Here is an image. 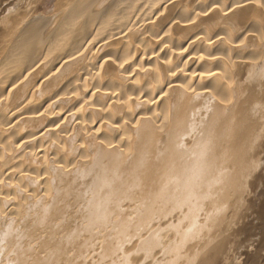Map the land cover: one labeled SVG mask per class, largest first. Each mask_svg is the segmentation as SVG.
I'll use <instances>...</instances> for the list:
<instances>
[{"label":"bare ground","instance_id":"bare-ground-1","mask_svg":"<svg viewBox=\"0 0 264 264\" xmlns=\"http://www.w3.org/2000/svg\"><path fill=\"white\" fill-rule=\"evenodd\" d=\"M43 1L2 21L0 264L206 260L255 165L264 46L237 21L264 36V5Z\"/></svg>","mask_w":264,"mask_h":264},{"label":"rangeland","instance_id":"rangeland-1","mask_svg":"<svg viewBox=\"0 0 264 264\" xmlns=\"http://www.w3.org/2000/svg\"><path fill=\"white\" fill-rule=\"evenodd\" d=\"M14 1L16 3L18 2V0H0V41L5 33V30L3 28L4 19H6V17H9L10 15L13 16L12 15L13 10L19 11L18 7L17 9L15 8L11 10L13 6H15ZM54 1L55 0H44L42 3L40 2L39 3L40 8L36 12V15L41 14L43 10L45 11V13L47 10L51 11L50 9L51 6L53 5L52 2ZM255 3H257L258 7H263L264 5L263 0L261 1L256 0ZM19 8H20V12L17 13H22L20 14L21 15L20 17L23 16L24 18L26 16L24 9L26 8H22V6H20ZM6 14H8V16ZM155 16H158V13L154 14V17ZM237 22H238L237 26L239 25L238 27L240 29L245 30L246 28V31L249 32V35L246 36L245 40H243L244 43H247V45L245 46L246 48L244 51L245 53H250L251 50L254 49V47H256V49L258 50L259 48L257 46L258 45L260 46V44L264 46V36L260 35L255 30L248 29L249 25L251 24V18L245 17L241 19L240 22L239 20ZM192 25H194L193 26L194 29L192 30L193 33L199 32L201 36H203V34H206V32L214 35L218 29V27L215 30L208 29L205 24L198 22H194ZM241 32L242 30L239 33ZM216 48L219 49L218 46ZM189 54L190 53H185L182 56V58L184 57L185 59L188 58ZM245 55H249V54H245ZM246 58L253 60L252 58L249 57ZM248 63L249 62H247L246 64ZM246 71H247L246 66L241 65L239 68H237V72H240V82H241L240 86L242 89L245 88L244 92L241 90L240 96L242 95L243 98L246 97V95H248V92L250 90L252 91L253 88L255 89L253 91L256 92V97H257V98L255 97L254 101H256L257 104L259 103L258 105H260L259 116L261 117L259 118V116H257V118H259L258 120L255 118L258 124V128H257L258 138L256 142V144L258 145H256L254 151H252L253 152L252 155L254 158L253 161H251L255 165L250 173V176H248V178H246L245 180V184L247 183L248 184L246 185L247 190L244 192L243 197L241 199V205L240 203L239 205L237 204L238 206L236 204L231 205L233 207L230 206L229 209L227 208L224 214V216L227 217V221L229 223L228 226L222 228V230L216 233V235L214 236L215 239L214 242L216 246L215 251L212 254H210L206 258V260L200 259L199 261H196L194 264H264V75L262 80L260 79L261 83L259 84L260 86L258 89H256L257 87H255V84L258 83L253 82L254 86L252 84L251 86L249 85L251 89L246 91V89L249 88V86L246 85V83L248 82V80L246 79L247 77ZM244 83L245 85L243 87ZM247 84H249V82ZM45 105H47V103H45L44 106ZM61 118H62V114L61 115L59 114L56 117L57 120L56 119L55 120L61 121L62 120ZM184 230H182V234ZM162 237H163L162 239L165 241L166 239L172 237L173 239L175 237L178 238V235L175 236L172 232L168 231L167 235H163ZM193 243L194 241L188 240L185 241L182 246L189 247ZM129 244L125 242L124 244L125 246L124 245L123 246L128 248V246L130 247ZM88 249H90V247H88ZM90 251L91 250H89V252ZM135 251H137V249L136 250L134 249V252L130 254L127 260L124 261L120 259L118 260L119 262L116 261L117 262L116 264H121V263L123 264V262L124 263L126 262L125 264H151V261L145 256L144 252L138 250L137 253ZM157 251L158 250L155 249L153 252L155 258H158L160 256L159 253H157ZM158 264H182V263H177L174 259H172V256H168L167 258L160 261Z\"/></svg>","mask_w":264,"mask_h":264}]
</instances>
